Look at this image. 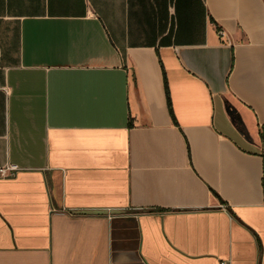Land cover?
Returning a JSON list of instances; mask_svg holds the SVG:
<instances>
[{
  "label": "crops",
  "instance_id": "crops-1",
  "mask_svg": "<svg viewBox=\"0 0 264 264\" xmlns=\"http://www.w3.org/2000/svg\"><path fill=\"white\" fill-rule=\"evenodd\" d=\"M7 166L0 264H264V0H0Z\"/></svg>",
  "mask_w": 264,
  "mask_h": 264
},
{
  "label": "built area",
  "instance_id": "built-area-1",
  "mask_svg": "<svg viewBox=\"0 0 264 264\" xmlns=\"http://www.w3.org/2000/svg\"><path fill=\"white\" fill-rule=\"evenodd\" d=\"M220 36H223V33L219 32ZM19 168L17 166H7L5 168H0V178L2 179H10L17 175ZM226 264V263H222Z\"/></svg>",
  "mask_w": 264,
  "mask_h": 264
},
{
  "label": "trees",
  "instance_id": "trees-1",
  "mask_svg": "<svg viewBox=\"0 0 264 264\" xmlns=\"http://www.w3.org/2000/svg\"><path fill=\"white\" fill-rule=\"evenodd\" d=\"M165 87H166L168 99L170 100L169 89H168V85H167L166 79H165Z\"/></svg>",
  "mask_w": 264,
  "mask_h": 264
}]
</instances>
